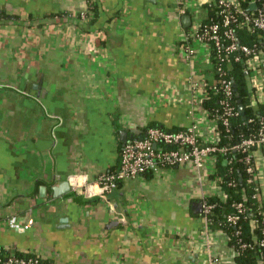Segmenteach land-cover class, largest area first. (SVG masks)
<instances>
[{
  "label": "crops",
  "instance_id": "0c3cea01",
  "mask_svg": "<svg viewBox=\"0 0 264 264\" xmlns=\"http://www.w3.org/2000/svg\"><path fill=\"white\" fill-rule=\"evenodd\" d=\"M93 1L0 0L11 17L0 21V246L55 264H238L229 233L202 210L203 196L220 198L211 157L202 178L183 164L104 194L73 186L72 176L91 183L117 169L148 124L190 126L191 82L214 69L205 46L192 41L190 57L181 37L213 0ZM239 31L250 44L255 32ZM255 158L264 190V147ZM11 214L30 227L9 228Z\"/></svg>",
  "mask_w": 264,
  "mask_h": 264
},
{
  "label": "built area",
  "instance_id": "2783aa9c",
  "mask_svg": "<svg viewBox=\"0 0 264 264\" xmlns=\"http://www.w3.org/2000/svg\"><path fill=\"white\" fill-rule=\"evenodd\" d=\"M218 7V16L211 22L204 23L195 20L188 29L181 33L182 43L185 46L187 55L194 56L197 53L196 46L191 42L195 41L205 46L207 55L217 58V69L223 70V63L231 57L236 59L242 57L247 73L248 84L253 87L251 98L253 103L264 104V0H250L248 8L245 9L241 0H215ZM179 11L184 13L188 10V2L178 1ZM182 3V4H181ZM211 3V2H210ZM255 4V7L252 5ZM193 9V8H191ZM84 15V13L82 14ZM244 29L250 33L257 32L255 41L246 44L239 40L238 31ZM214 54V55H212ZM214 56V57H213ZM207 83L205 80H193L191 82L192 123L183 130H167L161 127H150L145 134L138 138L126 141L120 152L119 168L114 172H103L91 183H78L75 176H72L75 189L81 188V192L91 195L90 186H96L99 193L111 191L115 180H126L142 175L154 166L168 165L175 167L183 164H190L202 176L201 170L206 167L208 158L217 160L218 155L228 156L229 147L220 143L221 135L217 129V120L210 116V112L199 106L206 93ZM234 82L230 78H222L218 89L223 93L220 100L222 112L220 114L222 123L229 126V118L238 112L233 103ZM199 93V95L197 94ZM198 115L200 117H198ZM200 121L209 127V135L206 136L201 128ZM264 147V119L260 120V127L256 134L243 138L234 149L243 154L246 172L256 178L255 151ZM206 172V175L207 176ZM214 181L218 184L221 201L226 200L225 192L220 184L222 176L213 172ZM69 178V179H71ZM202 178V177H201ZM70 181V180H69ZM72 182V180L70 181ZM256 190L264 198L263 186L257 183ZM216 196V195H215ZM208 197V196H207ZM206 196L202 197V210L208 222V215L212 212L215 204L210 203ZM219 198V197H218ZM234 212L227 214L226 221L230 225H236L241 214L245 212L242 202L234 204ZM253 228L257 226L256 220L251 221ZM9 228L17 231H26L30 222H23L16 214L6 218ZM254 242L260 247V260L264 264V235L259 238L253 235ZM235 250L236 247L232 245ZM242 247H250V243H242ZM237 251V250H236ZM0 264H55L45 262L40 256H22L14 248L6 249L0 246Z\"/></svg>",
  "mask_w": 264,
  "mask_h": 264
},
{
  "label": "trees",
  "instance_id": "16d2710c",
  "mask_svg": "<svg viewBox=\"0 0 264 264\" xmlns=\"http://www.w3.org/2000/svg\"><path fill=\"white\" fill-rule=\"evenodd\" d=\"M249 2L250 0H241V4L245 9L248 8ZM88 3L90 8L95 9V2L93 0H88ZM204 6L206 14L202 21L208 23L215 20L218 16V7L216 6L215 0ZM3 20H11V17L0 12V21ZM243 32L244 30L241 29L239 35ZM255 33L251 35L252 41L250 44L256 40ZM217 61V58H213L214 69L212 73L206 72L203 74L198 70L200 76L205 77L206 80L208 79L206 93L200 103V107L207 109L210 112V116L216 118L218 124L217 129L221 135L220 143L229 147L228 156L224 158V156L218 155L216 160L219 174L222 176V180L219 182L225 192L226 200L221 201L217 196L207 197L210 203L215 204L212 212L208 215V222L212 227L222 228L229 233L230 243L237 250L235 260L238 264H257L261 251L260 247L254 242L253 235H257L259 238L264 235V198L256 190L257 182L255 177L246 172L243 154L233 147L239 144L243 138L258 132L260 120L261 118L264 119V104L252 102L251 92L253 91V87L248 84V75L242 57L236 59L233 56L229 61L223 63L222 67L225 72L217 69V66L220 65ZM207 73H211L210 78L205 75ZM226 77L232 79L234 82L233 103L238 112L229 118V126H225L222 123L220 100L223 97V93L217 88L221 79ZM239 106H242L243 114ZM150 127H161L172 131L186 129L165 128L158 124H148L145 130L147 131ZM165 167L169 166L165 165ZM117 169L108 172H114ZM147 171L143 174H146ZM120 182L122 181L115 180L114 185ZM238 202H242L246 210L241 214L235 226L230 225L226 221V216L234 212V204ZM253 219L257 222V226L254 228L251 223ZM244 242L250 243L251 246L242 247L241 244ZM18 253L26 257H34L36 255L22 251H18Z\"/></svg>",
  "mask_w": 264,
  "mask_h": 264
},
{
  "label": "water",
  "instance_id": "95a60500",
  "mask_svg": "<svg viewBox=\"0 0 264 264\" xmlns=\"http://www.w3.org/2000/svg\"><path fill=\"white\" fill-rule=\"evenodd\" d=\"M252 6L255 7V4H253ZM187 17H188V19H190V16H187ZM239 109H240L241 113L243 114L242 106H239ZM121 136H123V133H122ZM122 138L125 140L124 136H123ZM65 188H68V184H67V183H64V184L61 185L59 188H57V187H53V189H54V194L57 195L62 189L64 190ZM41 189L43 190L44 188L41 187ZM198 204H199V203H198ZM199 205H200V204H199ZM64 221H65V219H62V220H61V222H64Z\"/></svg>",
  "mask_w": 264,
  "mask_h": 264
}]
</instances>
